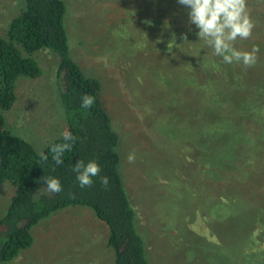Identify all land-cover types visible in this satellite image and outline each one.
Segmentation results:
<instances>
[{
  "label": "trees",
  "instance_id": "1",
  "mask_svg": "<svg viewBox=\"0 0 264 264\" xmlns=\"http://www.w3.org/2000/svg\"><path fill=\"white\" fill-rule=\"evenodd\" d=\"M21 2L17 14L8 19L5 32L0 33V184L13 186L7 208L0 216V263L32 246L31 227L41 219L68 205H79L90 208L105 224V243L111 251V264H151L147 236L139 227L136 209L119 170V134L113 127L101 80L86 74L70 49L64 20L66 3L64 0ZM134 6L140 13L143 10L146 13L143 17L151 21L150 34L147 32V36H137L139 38L131 41L146 47L140 55L142 64L147 63L144 77L150 82V109L158 122L168 123L184 115L186 119L181 125L194 134L184 141L185 151L173 153L177 144H165L170 157L171 153L178 157L170 162L171 166L158 168L168 175L163 182L166 189L156 203L159 210L156 214L163 227L172 230L168 233L169 252L181 258L182 264H247L246 238L254 232L255 222L250 224V212L244 208L243 201L254 204L243 197V190L232 186L231 175L227 177L224 171L227 163L223 157L230 144L245 153L243 145L249 146L256 136L250 133L259 110L250 115L247 109L250 106L235 98L244 93L247 96V92L252 96L264 93V38L251 36L235 42L234 46L243 51L259 46L254 66L225 64L210 47L199 41V29L187 24L190 9L184 6L185 10L179 13L178 0H138ZM247 10L252 17L254 10L248 4ZM164 17L172 20L169 23L161 20ZM163 21L168 26L162 25ZM178 22L181 24L176 26ZM262 25L264 27V21ZM257 31L256 25L253 32ZM173 34L178 46L169 52L168 42ZM184 34L188 41L184 42ZM41 48L57 56L55 72L66 118L65 130L77 137L72 150L64 153L61 165L55 163L51 152L54 144L64 142L61 134L39 152L15 133L4 113L17 99L18 78L41 75V66L31 55ZM85 94L95 97L94 104L87 109L81 108ZM237 135L238 139L234 140ZM251 153H246L247 158H253ZM41 154L47 156V160ZM79 160H84L85 164L94 160L100 165L101 172L92 178L91 187L81 188L76 180L72 169ZM196 166H201L200 170L205 175L211 174V178L218 175L221 181L214 187L215 192L209 188L208 192H196L191 179L198 177ZM104 176L109 178L107 187L101 184L100 178ZM43 177L58 178L63 191L48 192ZM194 208L205 222L204 232L189 223ZM256 262L254 258L251 261Z\"/></svg>",
  "mask_w": 264,
  "mask_h": 264
},
{
  "label": "rangeland",
  "instance_id": "2",
  "mask_svg": "<svg viewBox=\"0 0 264 264\" xmlns=\"http://www.w3.org/2000/svg\"><path fill=\"white\" fill-rule=\"evenodd\" d=\"M21 1L0 0V33L5 32L8 19L19 11ZM64 1L67 6L64 20L72 55L86 74L101 80L102 94L112 116L113 127L119 134V170L136 209L139 227L147 236L146 248L150 262L182 264L181 258L175 253L173 255L168 249V233L172 230L163 227L160 217L156 214L159 212L156 203L160 201L161 194L166 189L163 182L168 176L163 174L164 169L159 172L158 168L167 164L171 166L170 162L178 157L172 153L170 157L165 144H177L173 153L185 151L182 146L184 141L194 137V134L181 125V121L186 119L184 115H178L168 123L158 122L153 109H150V82L144 77L147 76V63L142 64L140 55L146 47L131 42L139 38L137 36H147V32L150 34V27L145 23L150 18L143 17L146 13L143 10L140 13L138 7L134 6L138 0ZM247 4L254 10L251 19L258 29L252 33V38L262 39L264 0H252ZM181 10H185L183 5L179 13ZM161 20L169 23L172 19L164 17ZM165 21L161 22L162 25L168 26ZM180 24L178 22L176 26ZM171 26L174 27V24ZM31 55L38 60L42 73L36 78H18L17 99L4 113L8 125L15 133L27 139L40 152L52 138L65 131L66 118L55 72L56 54L41 48ZM142 77L143 79L139 80ZM154 89L152 85V91ZM235 99L250 106L247 108L250 115H255L257 110L260 113L258 119L252 123L254 128L250 134L256 135L252 138L253 142L249 146L243 145L245 153L234 144L228 145L224 150L223 161L227 163L224 171L227 177L231 175L234 189L243 190V197L254 204L241 202L250 212V224L255 222L254 232L246 238L249 246L247 264H253V258L257 261L256 264H264V93L252 96L247 92V96L244 93L236 95ZM233 139L237 140L238 135ZM250 146H254V149ZM133 152L135 162L129 163L128 156ZM247 152H252L253 158H247ZM195 168L199 169L196 173L198 177L191 179L196 192H208V188L215 192L216 185L221 181L218 175L211 178V174L205 175L200 170L201 166ZM204 178L206 179L203 180ZM12 193V185L0 184V216L5 212ZM154 213L156 217H153ZM187 213L189 214L188 211ZM198 214L194 208L191 214L193 219L189 223L204 232L205 222ZM31 232L34 236L32 246L22 249L18 256L7 263L111 264V251L105 243L106 226L86 206L63 207L33 225ZM256 235L259 238H256ZM20 256V261L16 263L15 259ZM22 258L25 260L22 261ZM5 262L0 264H7Z\"/></svg>",
  "mask_w": 264,
  "mask_h": 264
},
{
  "label": "clouds",
  "instance_id": "3",
  "mask_svg": "<svg viewBox=\"0 0 264 264\" xmlns=\"http://www.w3.org/2000/svg\"><path fill=\"white\" fill-rule=\"evenodd\" d=\"M178 3L189 8V24H194L199 31L197 36L199 41H203L207 47L213 50L215 56L221 57L225 64L242 63L245 68L256 64L260 48L254 45L250 51L238 50L234 45L237 39L247 40L251 38L255 27L254 21L247 10V0H178ZM151 25V21H145ZM183 40L188 41L187 34L183 35ZM162 42L158 40V43ZM178 46L176 37L173 34L168 42V51ZM81 108H90L95 97L85 94L81 98ZM63 143L54 144L51 147L53 160L57 165L63 164V155L72 150L77 137L70 131L65 130L62 134ZM47 160V156H43ZM135 153L128 156L129 163L135 162ZM76 173V180L81 188L91 187L94 183L93 177L99 176L100 165L96 161L79 160L72 169ZM50 193H60L63 191L58 178L43 177ZM101 184L107 187L109 178H100Z\"/></svg>",
  "mask_w": 264,
  "mask_h": 264
},
{
  "label": "crops",
  "instance_id": "4",
  "mask_svg": "<svg viewBox=\"0 0 264 264\" xmlns=\"http://www.w3.org/2000/svg\"><path fill=\"white\" fill-rule=\"evenodd\" d=\"M33 250H34V247H33ZM19 258H21V256L20 257H17L16 259H15V262L17 263V262H19L20 260H19ZM25 259L24 258H22V261H24ZM8 261V260H7ZM7 261L5 262V263H7ZM10 262H8L7 264H9Z\"/></svg>",
  "mask_w": 264,
  "mask_h": 264
}]
</instances>
